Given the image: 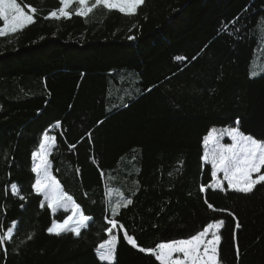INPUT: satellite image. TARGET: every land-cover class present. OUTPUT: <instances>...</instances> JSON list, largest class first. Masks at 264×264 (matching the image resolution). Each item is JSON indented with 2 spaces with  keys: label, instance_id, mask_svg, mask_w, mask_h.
<instances>
[{
  "label": "trees",
  "instance_id": "obj_1",
  "mask_svg": "<svg viewBox=\"0 0 264 264\" xmlns=\"http://www.w3.org/2000/svg\"><path fill=\"white\" fill-rule=\"evenodd\" d=\"M18 3L38 11L0 36V235L17 222L0 264H108L95 249L110 234L113 264H159L139 247L214 220L224 222L221 264H264V184L200 192L212 181L202 159L209 130L239 121L264 140V0H144L133 15L101 5L87 18L73 3L70 19H45L59 0ZM46 131L52 175L91 218L79 236L47 233L68 214L41 208L31 187Z\"/></svg>",
  "mask_w": 264,
  "mask_h": 264
},
{
  "label": "snow or ice",
  "instance_id": "obj_2",
  "mask_svg": "<svg viewBox=\"0 0 264 264\" xmlns=\"http://www.w3.org/2000/svg\"><path fill=\"white\" fill-rule=\"evenodd\" d=\"M73 3L79 5L75 10V15L87 18L101 5L107 10L118 9L123 14L133 15L137 8L144 3V0H94V3L91 4L90 0H59L60 7L50 11L45 19H70L73 13L69 11V7ZM28 7L32 14L26 13L18 0H0V21L3 22L0 25V36L17 33L35 22L33 14L38 10L32 6ZM128 39H134V37L129 36ZM177 59L184 58L177 57ZM257 74L250 72V75ZM58 126L59 122H57ZM224 136L229 137L231 143H222ZM54 144L55 137L50 136L46 131L40 141L39 150L32 153L31 171L35 174V181L31 187L34 193L43 196V200L40 202L41 208L46 204L53 214L59 210L70 213L65 215L62 221L53 219L51 225L46 229L47 233L59 236L70 232L79 236L81 229L88 226L87 222L91 218L84 215L81 206L63 190L60 182L52 175L48 155ZM203 146L205 150L203 159L211 164L212 183L208 186L201 185V193H204L207 187L226 190L224 181L227 182V189L243 194H249L257 185L264 184V172H262L264 169V140L256 139L252 135L240 131L239 121H237L236 127L209 130L203 137ZM77 171L79 170L77 169ZM218 173H222V179L218 178ZM10 189L13 195H19V186L16 183H12ZM108 193H111V189H108ZM19 198L26 199L23 195H20ZM131 203L132 201L128 199L123 203L118 201L112 205L113 216L118 213L121 207H127ZM205 203L209 209L216 211L212 204L207 201ZM16 223L13 222L3 235H0V244L11 238ZM109 223L115 228L118 222L113 219ZM223 223L222 220H214L187 239L161 242L154 248L139 247V251L151 254L159 264H219L218 245L221 237L218 232ZM237 227H239V223H237ZM106 231L111 233L112 230L106 229ZM28 238L31 239V235ZM123 238L134 248L138 247L136 240L126 231ZM116 246L117 236L111 234L99 243L95 249L99 261L113 264Z\"/></svg>",
  "mask_w": 264,
  "mask_h": 264
},
{
  "label": "rangeland",
  "instance_id": "obj_3",
  "mask_svg": "<svg viewBox=\"0 0 264 264\" xmlns=\"http://www.w3.org/2000/svg\"><path fill=\"white\" fill-rule=\"evenodd\" d=\"M262 68V70H264V66L263 67H261ZM229 127H232V126H229ZM247 135H249V134H247ZM225 138H227L229 141L227 142V141H225L224 139ZM222 143H225V144H228V143H231V139L229 138V137H227V136H224L223 138H222V141H221ZM39 150V149H38ZM37 150V151H38ZM205 151V150H204ZM203 156H204V153H203ZM202 159H203V157H202ZM203 162L204 163H209V162H207V161H205L204 159H203ZM262 172H264V169H262ZM218 178H220V179H222V173H218ZM211 183H212V181H211ZM225 187H227V182L226 181H224V188ZM41 197H42V200H43V196L41 195ZM59 211H63V210H59ZM67 214H70V213H67ZM59 221V220H58ZM60 221H62V220H60ZM206 226V225H205ZM202 230V229H201ZM200 230V231H201ZM199 232V231H198ZM197 232V233H198ZM196 233V234H197ZM195 235V234H194ZM218 235L220 236V234H219V232H218ZM191 237V236H190ZM187 238H189V237H187ZM187 238H182V239H187ZM176 240H179V239H176ZM170 241H172V240H170ZM164 242H168V241H164ZM161 243V242H160ZM219 246V245H218ZM219 264H221L220 263V261H219Z\"/></svg>",
  "mask_w": 264,
  "mask_h": 264
}]
</instances>
